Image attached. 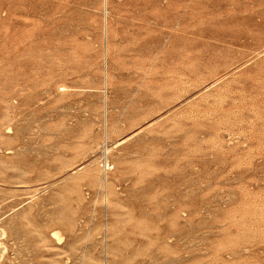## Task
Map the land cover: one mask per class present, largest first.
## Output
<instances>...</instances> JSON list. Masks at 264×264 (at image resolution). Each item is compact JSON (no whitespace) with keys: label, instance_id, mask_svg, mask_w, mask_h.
I'll use <instances>...</instances> for the list:
<instances>
[{"label":"rangeland","instance_id":"rangeland-1","mask_svg":"<svg viewBox=\"0 0 264 264\" xmlns=\"http://www.w3.org/2000/svg\"><path fill=\"white\" fill-rule=\"evenodd\" d=\"M1 228V264H264V0H0Z\"/></svg>","mask_w":264,"mask_h":264},{"label":"bare ground","instance_id":"bare-ground-1","mask_svg":"<svg viewBox=\"0 0 264 264\" xmlns=\"http://www.w3.org/2000/svg\"><path fill=\"white\" fill-rule=\"evenodd\" d=\"M105 164V163H104ZM109 167V166H108ZM107 168V167H106ZM110 168V167H109ZM106 170V169H105ZM53 235H54V237L55 238H57V240H59V242H60V238H61V236L58 234V232H55V233H53ZM6 235H5V232H4V230H2V228L0 229V264H1V262H2V260L3 259H5L4 258V255H5V253H6V251H8L7 249L8 248H6V246L3 244V242H2V240L4 239V237H5ZM6 257V256H5Z\"/></svg>","mask_w":264,"mask_h":264}]
</instances>
